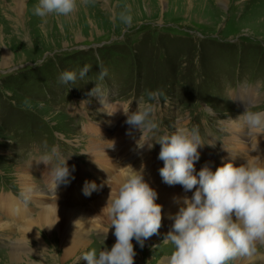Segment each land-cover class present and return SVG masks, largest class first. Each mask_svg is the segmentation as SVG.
Here are the masks:
<instances>
[{
  "label": "rangeland",
  "instance_id": "rangeland-1",
  "mask_svg": "<svg viewBox=\"0 0 264 264\" xmlns=\"http://www.w3.org/2000/svg\"><path fill=\"white\" fill-rule=\"evenodd\" d=\"M36 3L37 0H0V197L15 198L18 206V201L25 204L30 209V219L40 209L20 185L22 169L31 173L33 181L49 193L52 201L83 210L100 204L110 195L111 188L114 193L117 191L112 177H108L110 186L106 183L104 169L94 170L96 180L91 176V159L85 152L88 139L111 144L116 138L108 130L107 115L98 111L102 108L99 98L89 95L97 84L114 101L113 106L130 105L129 111L135 112L138 102L155 105L159 127L150 138L155 146L149 149L145 144L139 152L137 148L126 149L130 141L141 137L139 129L127 124V137H118L119 146L114 145L126 147V160L119 162L124 153L118 155L119 168L115 173L122 165L125 171L132 152V159L146 152L148 156L140 157L139 164H134L143 170L151 187L171 193L188 195L179 184L161 183L157 174L152 176L144 166V161L150 162L154 171L164 166L158 158L161 145L155 143L159 137L172 134L177 127H196L203 147L214 148L213 164H221L222 158L228 156L226 141L231 138L227 124L242 114L230 89L238 91L240 87L239 97L251 94L250 101L258 94L254 102L238 101L247 104L245 109L255 106L252 111H264V0H90L87 5L77 0L78 9L70 17L47 18L33 15ZM126 9L132 16L131 26L120 19ZM5 53L10 55L9 67H3ZM86 65L90 70L81 78L79 74ZM102 69L107 70V75L100 79ZM65 71L75 72L76 81L61 82L60 75ZM155 91L162 93L158 103L148 101L147 94ZM54 146L60 153L54 162L60 164L68 159L71 171L70 182L61 184L66 191L60 199L47 186L51 179L44 180L49 178L43 169L46 165L36 161ZM248 147L246 153L254 151L252 145L251 149ZM239 159L243 164V157ZM82 165L89 169L83 175L84 184L96 185L87 198L72 191L79 183ZM0 210L3 213L1 206ZM22 213L28 212L21 210ZM0 217L19 222L9 215L0 213ZM110 228V222L104 227L108 231L92 228L90 246L85 252L111 249L116 237L114 228ZM169 231L158 235L154 244L144 242L142 248L133 239L143 264H162L163 258L168 259L172 245L159 239L164 241ZM17 236L14 230L0 233V264H11V241ZM256 247L264 254V244L257 243ZM31 248L39 251L36 241ZM82 255L67 264H86L85 260L78 261ZM263 258L247 264H264ZM32 260L39 263L41 258L34 256Z\"/></svg>",
  "mask_w": 264,
  "mask_h": 264
},
{
  "label": "clouds",
  "instance_id": "clouds-1",
  "mask_svg": "<svg viewBox=\"0 0 264 264\" xmlns=\"http://www.w3.org/2000/svg\"><path fill=\"white\" fill-rule=\"evenodd\" d=\"M90 0H82L87 5ZM78 9L77 0H37L33 15L47 18L50 15L70 17ZM126 9L120 13L121 21L131 26L132 16ZM90 70L85 66L80 77ZM107 75L102 69L100 79ZM77 75L65 71L60 81L67 84L75 82ZM97 96L102 105L98 111L113 116L110 111L113 103L108 94L97 84L89 93ZM162 93L155 91L147 94L148 101L159 102ZM87 101L82 102V105ZM127 116L125 121L133 129L141 132L138 147L146 143L149 149L155 145L146 139L148 133L155 132L159 125L155 121L156 107L150 102H138V109L130 112V105H120ZM234 122L251 137L252 143L264 134V111H252L250 106ZM131 134V130L129 132ZM161 145L159 159L164 166L159 170L163 181L168 185L179 184L184 191L193 192L182 198V205L173 217L174 223L166 234L165 243L172 245L167 264H232L239 258H252L257 253V243L264 244V164L260 157L247 164L236 166L229 161L216 168L205 165L196 172V162L200 159L198 151L202 145L199 129L177 127L170 135H163L155 141ZM114 148V143L112 146ZM59 148L54 146L49 154L37 159V163L51 164L48 172L51 177L49 187L56 193L61 184L70 182L71 171L67 160L60 164ZM123 179L114 193L112 188L104 210L111 221L116 237L111 249L105 248L97 253L96 249L85 252L79 260L87 264H135V239L140 247L162 226V205L156 203L157 192L145 180L143 170L132 166L124 167ZM110 186V178L106 181ZM198 186V187H197ZM96 189L94 182H86L84 194L90 196ZM103 210V211H104Z\"/></svg>",
  "mask_w": 264,
  "mask_h": 264
},
{
  "label": "bare ground",
  "instance_id": "bare-ground-1",
  "mask_svg": "<svg viewBox=\"0 0 264 264\" xmlns=\"http://www.w3.org/2000/svg\"><path fill=\"white\" fill-rule=\"evenodd\" d=\"M9 56V54H4L3 67H9V65L11 64ZM251 97V94H245L244 96H240L238 100L244 103L250 101ZM109 110H117L113 116L109 117L110 120L108 121L111 124V126H108L109 129H111L110 133H112L113 136H116V138L113 139L115 141L111 144L103 141V143H92L88 139L87 142L89 144V148L85 152L87 155L89 153L88 158L91 159V164H88L90 166V172L92 173L91 176L95 178V180L98 178L95 175L97 174L99 169H96L94 164L99 161L100 163H102L99 165L100 168L104 169L103 174L107 177H105L106 180L109 176L112 177V179L114 180H112V184L115 187L114 190H118V187L123 179L124 171L122 165V169L119 170L118 174L116 175L115 169L117 170L119 166H117L118 163L116 162V160H114L115 158H111L112 154L114 156L113 147L111 146L113 143L114 145H118V143H116V140L119 139L117 136V134L119 133L118 129L120 130V136L127 137L126 132L120 129L121 124L126 123L124 121L127 120V116L124 114L122 106L112 105ZM227 125L229 127L230 133L232 134V137L226 141V152L229 160L234 164H239L238 166H240L247 164L248 160L255 161L256 157H260L259 162L261 164H264V162L261 161V158L264 157V134L259 135L257 137V142L252 143L251 137L247 135L246 130L244 131L240 124L234 122L233 120H230ZM115 127H117V130H115ZM247 145L249 146V149L254 148L255 152L253 153L252 151L250 153L249 151H247L246 153ZM251 145L252 147L250 148ZM125 148L126 147L120 146V148L116 149L123 153V151H125ZM132 157L133 156L129 158L126 167L130 165L136 170L134 162L131 161ZM239 157H243V164ZM135 158L137 161L139 160L138 155H136ZM125 160L126 159H120L121 162H124ZM105 163H109V167L107 165L105 167L101 166ZM146 164L148 163L146 162ZM95 169L97 170V172H94ZM22 170H24V172H22V175L20 176V185L23 188L24 192L29 194L31 199H34L35 203L38 206L37 208L40 209V212L36 217L30 219V215H28L29 211H25L26 209L22 207V204L19 201L18 206L16 204L17 200L15 198L4 196L0 200V206L3 210V213L5 215H9V217H11L12 219H19V222H9L6 221V219H4L3 217H0V233L4 232L6 234L13 230L18 233L17 238L11 241V249L8 255L11 259V264H67L70 261L76 259L79 255H82V253H84L86 250H88L91 242L89 236L92 228H94V230L98 232L108 231L104 230V227L109 224V222L111 223V221L104 208L107 205L109 196H107V198L105 199H102L100 201V204L98 202L99 205L93 204V207L87 210H83L81 207H73L63 203H58L56 200L52 201L51 196H48V192H46L45 190H41V187H39L40 185L38 186L35 181H33L31 173L26 172L25 169ZM26 170L28 169L26 168ZM84 170L85 169H81V172L78 174L79 181L83 180L82 177H84ZM87 174L89 175L90 173L88 172ZM157 176L158 178H162L160 174H158ZM49 179H51L50 175ZM61 186L62 185L58 187L56 191L57 194L61 193ZM76 188L78 190V193L85 196V184L77 185ZM152 188L157 192L156 203L162 205L163 219L162 226L158 234H155L151 238L147 239L145 241L146 244H154L153 241L157 240V236L160 234L162 235L164 230H171L174 223L173 217L179 211V208L182 205V198L186 196L183 193H171L167 192L166 190L164 191L161 188ZM21 210L28 213L20 214ZM39 233L41 234V237H39ZM42 235L44 238L42 237ZM160 240H162L161 243L165 244L163 239L160 238L159 241ZM35 241L37 242L39 251L31 248ZM151 248L152 247H150V250ZM155 248H153V250H155ZM136 255L137 260L135 261V264H143L140 255ZM34 256L41 258L39 263L32 260ZM47 257L49 258L48 260ZM263 257L264 254L257 250V253L254 257L239 258L233 261L232 264H247ZM85 262L87 264V261ZM162 264H167V258L162 259Z\"/></svg>",
  "mask_w": 264,
  "mask_h": 264
},
{
  "label": "crops",
  "instance_id": "crops-1",
  "mask_svg": "<svg viewBox=\"0 0 264 264\" xmlns=\"http://www.w3.org/2000/svg\"><path fill=\"white\" fill-rule=\"evenodd\" d=\"M125 122V121H124ZM130 126V125H128ZM108 127V126H107ZM117 129V127H115ZM120 129H122L124 132L127 133V130H129V127L127 128V123H124L122 127H120ZM119 135L118 137H120V130L118 129Z\"/></svg>",
  "mask_w": 264,
  "mask_h": 264
}]
</instances>
